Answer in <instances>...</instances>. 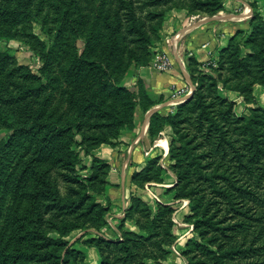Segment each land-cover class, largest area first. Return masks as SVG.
Segmentation results:
<instances>
[{"label":"rangeland","instance_id":"374dc122","mask_svg":"<svg viewBox=\"0 0 264 264\" xmlns=\"http://www.w3.org/2000/svg\"><path fill=\"white\" fill-rule=\"evenodd\" d=\"M17 1L0 0V9L16 7ZM69 1L31 0L28 15L20 14L15 17L14 13L7 11L4 16L0 13V154L5 155L0 164V264H31L27 263L24 252L40 247L48 236L53 240L64 238L63 240L68 242L61 249L63 256L68 247L86 250L88 245L84 240L97 238L98 232L112 239L120 237V234L111 230L108 223L110 204L99 198L98 202L107 207L105 219L89 222L86 229L85 223H82L84 227L74 228L77 222L84 220L83 216L80 219L75 218V213L81 212V209H75L76 202L82 198H86L87 203L91 202L102 189V181L93 180L92 176L101 174L106 183L104 189L108 188L107 173L111 164L98 157L96 150L102 144L116 147L123 143L121 145L127 147L136 137L145 112L157 104L149 102L151 98L144 84L137 79V70L142 65H153L156 55L163 51L168 28L180 18L185 21L205 20L215 15L208 6L202 4L211 0H157L143 8L142 3L137 0L134 3L136 19L128 17L125 9H121L117 17L115 8L112 16L114 20L120 19L116 36L118 43L125 47V52L120 50L112 66H98L99 79L93 81L90 79L93 76L91 74L89 82L84 85L94 87L90 92H98L91 102L103 98L102 109L105 111L102 112L94 106H78L70 99V93L74 89L70 74L76 68L73 57L76 52L82 53L88 48L85 36L100 12V0L73 2L70 21L77 19L78 24L85 21L82 25L84 32L78 37L75 36L72 25L69 29L60 26L61 11ZM222 1L221 10H224L225 0ZM79 5L84 6L88 20L82 19V15L78 14L76 8ZM252 7L249 17L256 12L264 22V6L262 11L255 3ZM135 20L151 38L144 47H140L139 34L131 30ZM243 30L236 36L233 45L238 46L245 58H248L252 53L251 45L260 48L264 47V42L262 43V36L257 31H254L255 39L250 41L251 25ZM103 31L106 33L107 30ZM102 42L105 44V40L100 38V44H97L93 54L102 53ZM216 63L217 66H195L192 74L196 79L221 75L222 81L218 86L208 90V100H211L208 102L214 103L216 108H224L217 100L214 101L216 94L227 102L234 103L230 118L221 119V123L228 127L226 137L232 140L231 144L225 143L224 150L218 145V132H214L215 140L212 144L203 136L207 125L201 120L199 109L192 106L193 103L180 107L192 97L197 82L194 81L195 88L191 91V97L175 101L168 110L158 112L164 117L178 115L179 118H186L185 122L179 124L181 133L186 139L197 137L194 144H201L197 154L212 153L203 160L213 162V167L208 173L216 176L211 183H200L202 192L206 194L207 199L219 200L212 206L219 214L230 206L234 216L228 223L238 222L242 225L235 231L228 232V237L215 238L207 233L202 239L201 229L195 226L196 220H202L192 209L195 202L189 197H176V190L172 188L174 185H166L172 182L167 181L172 179L168 173L175 175L171 168L175 160L170 158L169 150L167 162L162 159L164 152H157L152 158L160 157L157 164L162 168V179H138L133 183L134 186L132 185L130 199L132 200L133 196L142 198L154 214L158 210V204L170 206L174 239L165 245V258H147L144 264H201V261L205 262L202 264H219L213 252L203 250L202 246L198 249L193 247L197 241L206 242L209 238L211 240L208 249L214 250V253L222 251L226 246L229 248L232 243L237 247L251 249L247 257L238 255L225 259L227 264H264V70L257 65L255 59L251 66H239L238 70L228 69L231 66L222 69L218 66V60ZM225 78H232L227 86L223 83ZM40 82L47 85L39 94L32 92L22 96L25 87ZM231 86H242L243 91ZM98 104L99 102L96 103ZM32 110L44 113L42 120L49 124L43 125L44 133L49 129L55 133L63 129L62 134L53 139V144L44 149L40 147V140L30 138L36 129H28L33 121L30 126L23 127L26 125V118L32 116ZM247 116H252L255 121L252 124L253 129L245 131L241 121L234 120L237 117H245V120H248ZM201 121L204 122L203 128ZM22 128L31 131L24 138H19L18 136L23 134ZM161 130L163 133L159 132L155 139L165 137L169 148L172 140L176 146L181 144L178 141V133L171 124L165 123ZM253 132L257 135L254 136ZM102 138H108V141L102 142ZM236 147L240 149L242 160L236 154ZM258 149L263 150L262 158H257L255 154ZM94 159L107 162L109 168L104 167L96 173L93 168ZM246 165L253 167L248 169ZM145 166L135 170L132 175L142 171ZM154 171L156 172L155 169ZM42 175L53 188L42 190L45 188L39 178ZM78 175L82 177L79 181L76 180ZM157 175L156 172L154 176ZM176 181L175 175L174 184ZM243 190L248 192L244 193ZM229 198L230 205L227 202ZM173 199L177 201L169 203ZM126 212L117 221V228L120 231L141 233L137 217H127ZM64 224L68 226L63 235L61 228ZM84 234L86 235L83 236ZM93 248L99 257L97 247ZM82 259L80 254L71 253L67 264H85L86 259L84 263L81 262Z\"/></svg>","mask_w":264,"mask_h":264},{"label":"trees","instance_id":"16d2710c","mask_svg":"<svg viewBox=\"0 0 264 264\" xmlns=\"http://www.w3.org/2000/svg\"><path fill=\"white\" fill-rule=\"evenodd\" d=\"M135 1L137 0H100V12L96 19H94L93 27L90 28L91 32L89 31L85 36L87 37L86 44H88V48H85L82 53L76 52L73 57V64L74 66H76V68L73 69L72 73L70 74V79L72 83H74V89L70 93V99L72 103H76L78 106H84L86 104L84 108L87 107V105H90L98 108L99 111H105L102 109V107L104 106L103 98H96L97 101L91 102V100L97 96L98 92L95 90H93V92H90L89 90L94 87H90V85L85 87L84 85L89 82V76L91 74L93 76H91L92 78L90 79H92L93 81H97L99 79L98 75L100 73V69H98V66H112L113 64H115L120 50L125 52V47L123 48L121 44L118 43V37L116 36V32L120 27V19L118 18L114 20V16L112 15L115 11V8H117V17L120 10L125 9L126 15L128 17L132 16L134 17V19H136V16L134 14V11L136 9V6L134 4ZM139 1L142 3L141 8H143L146 5L154 4L157 0ZM73 2L76 3L75 0H70L67 4L64 5L65 7L61 11L62 16L60 26L61 28L68 27L66 29H69L72 25L75 36L78 37L81 33L83 34L84 32L82 25L85 24V21L80 22V24H78L77 19H74V21H70ZM202 4H204L205 7L208 6V9L212 11L213 14H216L221 10L223 1L211 0L209 2H202ZM30 5L31 0H18L16 7L5 9L2 8L0 9V13L2 16H4V12L7 11L8 13H14L15 17H18L20 14L28 15L30 13ZM76 9L78 10V14L82 15V19L88 20L87 16H85L87 15V13L84 12L83 5L77 6ZM249 21L252 28V34L249 37L250 41L255 39L254 31H257L262 36V38L260 39H262L263 43V19L259 14L255 12ZM137 22L138 21L136 20L134 21V27L131 30L139 34L138 40L140 41V47H142V45L144 47L151 38L143 29V27ZM104 29L107 30L106 33L103 31ZM243 31V29L237 30L231 37L229 44L221 50L218 59V66H220L222 69H224L226 66H231L228 67V69L238 70L239 66H251L252 61L255 59L258 62L257 65L260 66L262 70H264V47L259 48L258 46L251 45L252 53L248 56V58H245L239 47L233 45L236 36L241 34ZM100 38L102 40H105V44L103 42L101 43L104 44V50L101 54L95 55L93 54V51L96 50L97 44H100ZM192 77L194 81L198 83V85L196 86L192 97L189 98V100H187L184 104H181L180 107L182 108L185 105H190V103H193L192 106H195L199 109L201 120L205 121L207 125L206 133L203 136L206 137V139H208V141H210L212 144L215 140L214 132H218V145L221 147V149H223V146H226L225 143L231 144L232 140L226 137L228 133V127L225 126V123H221V119L228 120L230 118L232 106L234 103L227 102L226 99L221 98L216 94L214 101L217 100V103H219L220 106H224V108H216V105L214 103L208 102L211 101L208 100V90L218 86V83L222 81L221 75L217 77L212 75L202 76L196 79L192 74ZM231 79L232 78H225L223 80L224 85L227 86ZM46 85L47 84L40 82V84L37 85L27 86L24 88L22 96H25L26 93L32 92L35 95L39 94L43 90V88L46 87ZM231 87L243 91L242 86ZM97 102H99L98 105H96ZM149 102L151 104L156 103L151 99H149ZM43 114L44 113L40 110H32V116L26 118V125L23 126L24 128H26L27 126H30L31 122L33 121L31 127L28 129H36L34 130L30 138L33 140H40V147L42 149L46 148L47 145L51 146L53 144V139L56 138V136L61 135L63 131V129H60L59 132L55 133L54 130L49 129L44 133L43 125L45 124V122L44 120H42ZM246 119L248 120H245V117H237L234 121H241V125L243 126V129L245 128V131L253 129L252 124L255 121V118H253L252 116H247ZM125 120H127V118ZM185 121L186 118H179L178 115L169 117L161 116L157 111L151 117L149 132L152 136V139H155L156 135L161 131L165 123L171 124L172 128L176 129V132L178 133V141L181 144L176 146L172 140L169 148L170 158L172 160H175V163L171 164V168L174 170L177 178L176 184H174V186L172 187L176 190V197H189L192 201L195 202L192 206V209L195 211V215H200V217H202V220H196L195 226L198 229H201L200 236L202 237V239L207 233L214 235L215 238L220 236L228 237L230 236L228 232L235 231V229H237L239 225L241 227L242 224H239L238 222H234L235 224L228 223L227 221H229L230 219L232 220V217L234 216V213L230 206L221 210V214H219L216 209H212V206L215 203L219 202V200L212 201V199H207L206 194L202 192V186L200 183H203L204 181H208L211 183L214 180L213 177L216 176V174L212 175L208 173V170L212 169L213 167V162H204L203 160L205 157H209L210 155H212V153L207 152L204 154H197L198 152L196 151H198V146L201 145L200 142L197 143L199 144L198 146L194 144L197 137L186 139V136L181 133L179 124H182ZM203 121H201V126L204 123ZM45 125L48 126L49 124ZM31 130L26 131L24 129L22 131L23 134H20V136L18 137L24 138L27 133H30ZM253 133L254 136L257 135L256 132ZM101 141L107 142L108 138H102ZM239 150L240 149L236 147V154L238 155V158L242 160ZM255 154L258 156L257 158H259L260 156L262 158L263 150L258 149L255 151ZM159 158L160 157L157 156L149 159L142 171L136 172L132 175V181L136 183L138 179L140 181H147L150 179L161 180L162 168L157 164ZM3 159H5V155L2 153L0 154V164L3 162ZM94 161L95 162L93 163V168L96 169V173H99L104 167L109 168V164L105 161H100L98 159H94ZM245 167L251 169L253 166L246 165ZM154 169L158 173L156 177L154 176V174L156 173ZM192 173L195 175H193ZM101 176V174L92 176L93 180L100 179L102 181L100 182L102 185V189L96 193V199L87 203L86 198H82L81 200L76 202L75 209H81V212L75 213V218L80 219L83 216L84 220H80L79 222H77L74 225V228L84 227L82 223H85L84 225L86 229V225L89 222H99V220L103 221V219H105L107 207L99 203L98 198L103 197L108 204H111L112 202L109 196H107L106 190L104 189L106 183L104 178H101ZM192 176L194 177L193 179ZM39 178L42 179V183L45 186V188L42 189L43 191L48 190L47 187L53 188L50 182H48V180H46L43 175L39 176ZM80 179H82L81 176H76V180L79 181ZM194 185L195 187L193 188ZM243 191L244 193L248 192L247 190ZM227 202L230 205V198L227 200ZM220 209L221 208H219V210ZM126 211L127 217H137V223L139 229L141 230V233L128 230H119L120 237H118L117 239H112L101 235L98 232L97 238L91 237L88 240H84L85 244L97 247L101 257L100 264H144V261L147 258H154L156 260L165 258L167 254L165 245H168L172 241V239H174V235L172 233L173 221L170 216L172 208L165 204H158V210L154 214L150 206H148L147 202H145L140 197L133 196L131 205L126 209ZM67 226V224H64L63 228H61V233L63 235L67 231ZM86 234H84L83 236H85ZM63 239L64 238H62L61 240H53L52 237L48 236L47 239L40 245V247L37 246L36 248L28 249L24 252L27 263L67 264L71 253L80 254L83 257L81 262L84 263L86 259V253L83 250H76V248L74 247H68L66 254L64 256L62 255L61 249H63L64 246L68 244V242ZM210 240L211 238H209V240H206V242H201V240H199L193 244V247L195 249H198L199 246H202L203 250L206 249V251L208 250L207 252L209 253L213 252L214 257H216V260L219 262V264H227L225 262V259L229 257H236L238 255L247 257L248 252L251 250L250 248H242L241 246L237 247L232 243L229 244V248H226V246V249L224 248L222 251H215L214 253V250L208 249V243ZM200 263L202 264L205 262L201 261Z\"/></svg>","mask_w":264,"mask_h":264},{"label":"crops","instance_id":"0c3cea01","mask_svg":"<svg viewBox=\"0 0 264 264\" xmlns=\"http://www.w3.org/2000/svg\"><path fill=\"white\" fill-rule=\"evenodd\" d=\"M254 3L262 11L264 0H225V9L210 18L193 21L180 20L182 19L180 18L168 28L167 39L163 42V51L169 54L171 67L162 72L153 65H142L137 70V79L144 84L150 98L157 103L156 105H160V112L168 110L175 102L172 96L173 86L183 87L185 93L182 98L188 97L194 85L192 71L195 66H217L216 60L219 59L221 50L229 44L234 33L239 29L249 27V16ZM145 115L136 137L127 147L121 145L123 143L116 147L102 144L96 150L98 157L111 164L107 175L109 184L106 190L112 202L108 223L111 230L118 234L120 233L116 226L117 221L120 220L131 202L132 185L134 186L131 179L132 173L146 165L147 161L157 152L160 154L164 152L162 159L168 161L169 147L166 148L164 144L167 142L168 145V140L165 137L152 139L149 125L142 138L137 141L143 129ZM162 133L161 130L160 134ZM168 174L172 179H167V181L172 182L166 185H174L175 175L170 172ZM99 199L104 200L103 197ZM175 201L177 200L173 199L169 203ZM84 251L88 255L85 264H100V253L98 251V257L93 246L88 245Z\"/></svg>","mask_w":264,"mask_h":264},{"label":"built area","instance_id":"2783aa9c","mask_svg":"<svg viewBox=\"0 0 264 264\" xmlns=\"http://www.w3.org/2000/svg\"><path fill=\"white\" fill-rule=\"evenodd\" d=\"M171 59L169 54L166 51H162L158 53L155 57L153 62V66L159 71H167L171 67ZM172 96L174 97L175 101H181L184 98L183 94L185 93V89L183 87L173 86L172 87Z\"/></svg>","mask_w":264,"mask_h":264},{"label":"water","instance_id":"95a60500","mask_svg":"<svg viewBox=\"0 0 264 264\" xmlns=\"http://www.w3.org/2000/svg\"><path fill=\"white\" fill-rule=\"evenodd\" d=\"M194 88H195V86L193 85V89H194ZM193 89H192V92H193ZM192 92L188 95V97H191ZM188 97H187V98H188ZM160 108H161L160 105H155V106H153L152 108H150V109L146 112V115H145V121H144V125H143V129H142L141 134L138 136L137 141H139V139H141L142 136L144 135V133H145V131H146L148 125H149V122H150V120H151L152 115H153L155 112L159 111Z\"/></svg>","mask_w":264,"mask_h":264},{"label":"bare ground","instance_id":"6f19581e","mask_svg":"<svg viewBox=\"0 0 264 264\" xmlns=\"http://www.w3.org/2000/svg\"><path fill=\"white\" fill-rule=\"evenodd\" d=\"M164 144H165L166 148H168V147H169V145H167V142H165Z\"/></svg>","mask_w":264,"mask_h":264}]
</instances>
